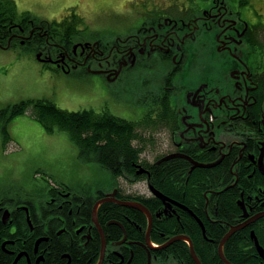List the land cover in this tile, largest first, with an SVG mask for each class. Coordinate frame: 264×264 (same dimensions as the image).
<instances>
[{
    "label": "flooded vegetation",
    "instance_id": "obj_1",
    "mask_svg": "<svg viewBox=\"0 0 264 264\" xmlns=\"http://www.w3.org/2000/svg\"><path fill=\"white\" fill-rule=\"evenodd\" d=\"M96 1L0 0V50L33 56L44 70H85L97 77L102 89L116 83L124 89L132 85L138 107L144 109L136 120L141 122L139 131L149 140L139 163L147 172L138 173L135 164L136 175L146 180L148 193L127 192L121 181L130 183L119 177L111 191L91 197L63 187L32 199L1 198L0 220L8 228L1 249L13 256L12 264H133L136 251L149 256L147 228L143 233L138 216L131 212L138 209L119 202L157 199L162 215L154 218L159 223L175 221L184 228L190 218L207 244L215 242L207 225L226 229L216 249L221 259L219 245L230 229L264 214V0H124L133 19L123 35L113 43L75 40L88 26L84 13ZM74 17L83 25L72 23ZM172 154L177 156L167 159ZM194 163L216 164L203 168ZM166 169L173 189L181 194L168 195L155 187L171 199L165 211L164 201L153 196L149 186L168 175L163 173ZM198 170L210 174L201 177ZM196 183L203 187L202 198L191 200L190 185L194 188ZM230 189L238 192V212L227 216L220 200ZM103 198L109 200L98 207L96 223L94 207ZM106 204L110 210L121 209L119 219L102 211ZM23 215L26 230L21 226ZM255 227L264 239L263 215L229 240L241 231L250 237ZM160 234L166 240L156 243L159 246L178 235L194 243L187 233ZM54 240L65 247L59 259ZM155 251H150L152 264L158 260ZM164 264L180 263L166 257Z\"/></svg>",
    "mask_w": 264,
    "mask_h": 264
},
{
    "label": "rangeland",
    "instance_id": "obj_2",
    "mask_svg": "<svg viewBox=\"0 0 264 264\" xmlns=\"http://www.w3.org/2000/svg\"><path fill=\"white\" fill-rule=\"evenodd\" d=\"M123 3L124 0L94 2L92 10L84 13L88 26H83L75 40L99 38L113 43L133 19V13ZM72 23L84 22L74 17ZM136 94L132 85L124 89L116 83L109 90L102 89L97 77L85 70L70 74L44 70L33 56L0 50V109L23 100H49L71 112L109 110L118 117L136 121L144 113L138 107ZM9 133L11 140L5 144L0 132V199H32V195H48L52 188L63 187L91 197L98 192L107 193L120 183L99 165L82 162L78 147L66 132H45L30 111L10 123ZM121 185L127 192L148 193L144 181L136 185L121 181Z\"/></svg>",
    "mask_w": 264,
    "mask_h": 264
},
{
    "label": "trees",
    "instance_id": "obj_3",
    "mask_svg": "<svg viewBox=\"0 0 264 264\" xmlns=\"http://www.w3.org/2000/svg\"><path fill=\"white\" fill-rule=\"evenodd\" d=\"M28 111L42 125L45 132L49 134H54L56 131L66 132L71 141L78 147L79 158L82 162L99 165L109 171L115 179L123 177L129 182L141 180V177L136 175L135 164L140 163V153L146 152V144L149 142L148 138L139 131L141 122L118 117L108 110L101 112L95 110L71 112L60 109L54 102L49 100H23L0 109V132L4 136L5 144L11 140L9 133L10 123ZM154 171L156 172V167L153 168ZM169 171L170 169H166L167 173L163 171L164 175H168L163 176L161 180L158 179V182L154 179L151 182L156 188L161 189L166 194L172 195L175 193L180 197L181 192L173 189L172 175L169 174ZM196 173L202 177L210 174V171L198 170ZM192 179V184H194L195 179ZM195 185L194 188H191L190 185V189H193L191 192L194 194L188 196L191 200L198 197L202 198L201 189L203 187H197V183ZM237 195L238 192H235V189H230L224 193L220 200V210H223L227 216L230 213L238 212V208L234 204ZM143 203L154 215L161 208L157 199H153V202L152 200H143ZM92 205L93 201L88 202V209L92 208ZM110 206L104 205L102 211L111 213L119 219L118 216L121 214V209L114 208L110 210ZM131 212L138 216V221L144 233L147 228L145 215L140 211L132 210ZM22 219L21 226L25 227L26 230L27 224L24 215ZM188 219L189 227L185 226L182 228L175 221L159 223V220L154 218L151 234L152 241L161 243L166 240V238L160 236V232H165V237L187 233L192 236L196 252L203 264H224L219 258L216 249L226 229L207 225V230L215 241L207 244L203 242L201 230L197 224L190 218ZM1 222L0 220V264H12L13 256L8 255L1 249L3 238L8 237V228ZM255 230L259 236L260 243L264 246V239L260 235L258 228L255 227ZM18 232L21 233V229ZM114 233L119 234V230L116 228ZM142 237L144 238V234ZM53 244L55 246V259H59L65 247L61 240H54ZM224 252L226 257L234 264H264L248 232L241 231L233 235L225 245ZM153 254L158 257L156 264H164L166 257H175L180 264H195L191 257L189 246L183 241H177L165 250L155 251ZM133 264H148L147 254L143 250L136 251Z\"/></svg>",
    "mask_w": 264,
    "mask_h": 264
},
{
    "label": "water",
    "instance_id": "obj_4",
    "mask_svg": "<svg viewBox=\"0 0 264 264\" xmlns=\"http://www.w3.org/2000/svg\"><path fill=\"white\" fill-rule=\"evenodd\" d=\"M177 155H170L167 157V159H170V158H173ZM195 166L194 167H213L215 164H207V165H204V164H198V163H194ZM145 170L141 169L140 172H144ZM264 171V169H263ZM151 190L152 192L154 193L155 196H157L158 198L162 199L165 203L167 201H169V199L167 197H165L162 193H160L159 191H157L155 188H153L151 186ZM115 193L116 191L112 194V196H115ZM107 200L109 199H102L100 200L94 207V221L97 223V208L98 206L103 203V202H106ZM117 201V199H115ZM119 202V201H118ZM120 204L126 206V207H129V208H135V209H138L139 211H141L142 213H144L147 218H148V222H149V225H148V231H147V235H146V243H147V248H148V251L149 249H157V248H154L152 247V244H151V239H150V234H151V229H152V224H153V215L152 213L149 211V209L143 205L142 203L140 202H122L120 201L119 202ZM166 206H170V204L166 203ZM27 210V209H26ZM264 214H260L256 217H254L251 221H254L256 219H258L259 217L263 216ZM5 216H9V211L6 210L5 211ZM156 216H160V214H157ZM28 220H29V223H30V218H29V215H28ZM250 222V221H249ZM249 222L245 223V224H242V225H239L238 227H233L232 230L223 238L221 244H220V251H219V254L221 256V258L228 264H231L230 262H228L223 254V250H222V247L224 245V243L228 240V238L237 230L243 228L244 226H246V224H248ZM252 238L255 240V244H256V247L260 253V255L264 258V249L262 248V246H260V244L258 243V240L254 234V232L252 233ZM179 240H187L189 243H190V251H191V254H192V257L194 259V261L196 262V264H201L200 260L198 259L197 255H196V252L194 250V245L192 243V241L190 240V238H188L187 236H176V237H173L171 240H169L165 246H168L169 244L173 243L174 241H179ZM149 264H151V259H150V255H149Z\"/></svg>",
    "mask_w": 264,
    "mask_h": 264
}]
</instances>
